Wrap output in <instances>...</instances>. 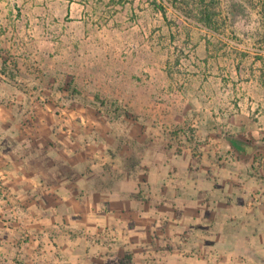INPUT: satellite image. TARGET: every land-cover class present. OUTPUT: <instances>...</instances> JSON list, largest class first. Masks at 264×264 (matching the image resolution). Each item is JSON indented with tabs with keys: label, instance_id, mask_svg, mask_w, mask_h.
Masks as SVG:
<instances>
[{
	"label": "crops",
	"instance_id": "crops-1",
	"mask_svg": "<svg viewBox=\"0 0 264 264\" xmlns=\"http://www.w3.org/2000/svg\"><path fill=\"white\" fill-rule=\"evenodd\" d=\"M46 5L0 0L23 8L0 19V264H264V102L126 143L62 90L77 39Z\"/></svg>",
	"mask_w": 264,
	"mask_h": 264
},
{
	"label": "rangeland",
	"instance_id": "rangeland-1",
	"mask_svg": "<svg viewBox=\"0 0 264 264\" xmlns=\"http://www.w3.org/2000/svg\"><path fill=\"white\" fill-rule=\"evenodd\" d=\"M46 1L31 16L70 15L67 36L77 39L79 52L60 58L68 73L62 90L90 106L97 94L107 103L95 102L98 119L115 133L124 131L120 139L126 143L138 131L150 140L152 128L158 129L159 143H194L203 119L225 118L234 110L246 112L251 101L264 102V23L254 0H219L210 28L183 17L170 0ZM22 12L1 7L0 19L9 16L15 25ZM60 25L46 28L64 32ZM110 100L120 116L110 110ZM255 111L264 113V105ZM258 159H264L263 149Z\"/></svg>",
	"mask_w": 264,
	"mask_h": 264
},
{
	"label": "trees",
	"instance_id": "trees-1",
	"mask_svg": "<svg viewBox=\"0 0 264 264\" xmlns=\"http://www.w3.org/2000/svg\"><path fill=\"white\" fill-rule=\"evenodd\" d=\"M254 1L256 3L255 8H257V11L264 23V0ZM218 5L219 0H170V6L173 10L179 12L186 19L199 23L206 28L212 27L216 22ZM93 100L100 104L104 103V101L99 99L97 94L93 95ZM108 104L112 113L119 116L120 107L117 105L116 101L110 100ZM173 134H176V132H173Z\"/></svg>",
	"mask_w": 264,
	"mask_h": 264
}]
</instances>
